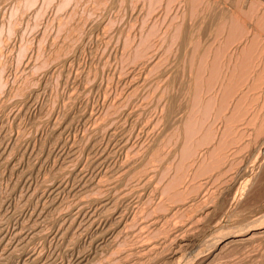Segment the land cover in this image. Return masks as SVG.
Masks as SVG:
<instances>
[{"label": "rangeland", "instance_id": "374dc122", "mask_svg": "<svg viewBox=\"0 0 264 264\" xmlns=\"http://www.w3.org/2000/svg\"><path fill=\"white\" fill-rule=\"evenodd\" d=\"M263 134L264 0H0V264H264Z\"/></svg>", "mask_w": 264, "mask_h": 264}, {"label": "bare ground", "instance_id": "6f19581e", "mask_svg": "<svg viewBox=\"0 0 264 264\" xmlns=\"http://www.w3.org/2000/svg\"><path fill=\"white\" fill-rule=\"evenodd\" d=\"M29 1V0H28ZM131 10V9H130ZM168 25V24H167ZM179 26V25H178ZM166 29V28H165ZM115 34V33H114ZM187 34V33H186ZM185 34V36H186V38H187V35ZM184 36V37H185ZM161 37V36H160ZM165 37V36H164ZM141 38V37H140ZM159 38V37H158ZM184 39V40H187V39ZM188 40H189V37H188ZM188 40L187 41H184L185 43L186 42H188ZM193 40V39H192ZM190 41V40H189ZM79 44V43H78ZM251 44V43H250ZM190 45V44H189ZM246 45V44H245ZM253 45V44H252ZM251 48V47H250ZM29 49V48H28ZM175 49V48H174ZM58 52V51H57ZM60 52H61V50H60ZM243 52V51H242ZM195 53V52H194ZM169 54V53H168ZM59 55V54H58ZM178 55V54H177ZM59 57V56H58ZM64 58V57H63ZM71 58V57H70ZM170 59V58H169ZM145 60V59H144ZM139 63V62H138ZM150 63V62H149ZM65 64V63H64ZM35 65V64H34ZM150 65V64H149ZM245 75V74H244ZM243 75V76H244ZM26 77V76H25ZM69 77V76H68ZM126 77V76H125ZM252 77V76H251ZM34 78V77H33ZM141 80V79H140ZM132 81V80H131ZM163 84V83H162ZM126 86V85H125ZM174 92V91H173ZM134 93V92H133ZM225 95V94H224ZM223 95V96H224ZM222 99V98H221ZM171 100V99H170ZM138 101H139V99H138ZM223 101V100H222ZM7 102V101H6ZM175 103V102H174ZM4 104V103H3ZM170 105V104H169ZM189 107V106H188ZM168 108V107H167ZM162 109V108H161ZM172 109V108H171ZM134 110V109H133ZM172 110H174V109H172ZM245 112V111H244ZM263 112V111H262ZM172 113V112H171ZM92 115V114H91ZM236 116V115H235ZM228 117V116H227ZM51 118V117H50ZM248 118V117H247ZM102 119V118H101ZM184 120V119H183ZM193 122V121H192ZM62 123V122H61ZM206 125V124H205ZM247 126V125H246ZM124 127V126H123ZM191 127V126H190ZM221 127V126H220ZM204 129V128H203ZM221 129V128H220ZM191 130V129H190ZM19 134V133H18ZM17 134V135H18ZM115 134V133H114ZM188 134V133H187ZM223 134V133H222ZM242 134V133H241ZM264 135V134H263ZM244 137V136H243ZM251 137V136H250ZM130 139V138H129ZM58 140V139H57ZM199 140V139H198ZM228 140V139H227ZM172 141V140H171ZM88 144V143H87ZM82 145V144H81ZM204 145V144H203ZM210 147V146H209ZM231 147V146H230ZM153 149V148H152ZM165 149V148H164ZM216 150V149H215ZM76 151V150H75ZM153 151V150H152ZM161 151V150H160ZM160 151L158 152V153H160ZM170 151V150H169ZM187 151V150H186ZM194 151V150H193ZM205 151V150H204ZM2 153V152H1ZM54 153V152H53ZM148 153V152H147ZM157 153V152H156ZM174 153V152H173ZM179 153V152H178ZM145 155V154H144ZM160 155V154H159ZM184 155V154H183ZM203 155V154H202ZM235 155V154H234ZM154 156H155V154H154ZM199 156V155H198ZM1 157V156H0ZM8 157V156H7ZM159 157V156H158ZM165 157V156H164ZM154 158H156V157H154ZM97 159V158H96ZM233 159V158H232ZM165 160V159H164ZM169 160V159H168ZM11 161V160H10ZM71 161V160H70ZM142 161V160H141ZM146 161V160H145ZM152 161H154V160H152ZM3 163V162H2ZM160 164V163H159ZM135 166V165H134ZM137 166H139V165H137ZM136 166V167H137ZM172 166V165H171ZM133 167V166H132ZM148 167V166H147ZM78 168V167H77ZM131 168V167H130ZM163 168V167H162ZM134 169V168H133ZM132 169V170H133ZM136 169V168H135ZM165 169V168H164ZM131 170V171H132ZM148 170V169H147ZM154 171V170H153ZM157 171H158V169H157ZM132 172H134V171H132ZM144 172V171H143ZM182 172H183V170H182ZM71 173V172H70ZM126 173V172H125ZM131 173V172H130ZM157 173V172H156ZM64 174V173H63ZM149 174V173H148ZM191 174V173H190ZM142 175V174H141ZM151 176V175H150ZM154 176V175H153ZM156 176V175H155ZM208 176V175H207ZM104 177V176H103ZM121 177H122V175H121ZM204 177V176H203ZM120 178V177H119ZM190 178V177H189ZM151 179V178H150ZM154 179V178H153ZM81 180V179H80ZM104 180V179H103ZM109 181V180H108ZM155 181V180H154ZM142 182V181H141ZM147 182V181H146ZM191 182V181H190ZM103 183V182H102ZM150 183H152V182H150ZM101 184V183H100ZM193 184V183H192ZM202 184V183H201ZM110 185V184H109ZM149 185V184H148ZM61 186V185H60ZM97 186V185H96ZM100 186V185H99ZM102 186V185H101ZM105 186V185H104ZM154 186H156V185H154ZM59 187V186H58ZM112 187V186H111ZM149 187V186H148ZM158 187V186H157ZM201 187V186H200ZM91 188H93V187H91ZM98 188V187H97ZM101 188V187H100ZM106 188V187H105ZM130 188V187H129ZM72 189V188H71ZM75 189V188H74ZM88 189V188H87ZM95 189H96V187H95ZM101 190V189H100ZM108 190V189H107ZM158 190V189H157ZM186 190H187V188H186ZM88 191V190H87ZM89 191H91V189L89 190ZM94 191V190H93ZM102 191H103V189H102ZM159 191V190H158ZM101 192V191H100ZM157 192V191H156ZM152 194V193H151ZM247 194V193H246ZM78 197V196H77ZM89 197V196H88ZM161 197H163V196H161ZM91 199V198H90ZM92 199H93V197H92ZM92 199H91V201H92ZM94 199H95V196H94ZM99 199V198H98ZM184 199V198H183ZM96 200H97V197H96ZM101 200V199H100ZM83 201V200H82ZM81 201V202H82ZM102 201V200H101ZM97 203H99V200H98V202ZM149 203V202H148ZM82 204H83V202H82ZM81 204V205H82ZM92 204V203H91ZM94 204V203H93ZM92 204V205H93ZM95 204H96V202H95ZM174 204V203H173ZM184 204V203H183ZM170 206V205H169ZM40 207V206H39ZM171 208V207H170ZM174 208V207H173ZM186 208V207H185ZM202 212V211H201ZM205 212V211H204ZM117 213V212H116ZM122 215V214H121ZM120 215V216H121ZM40 216V215H39ZM124 216V215H123ZM122 216V217H123ZM51 217V216H50ZM122 217H120V218H122ZM125 217V216H124ZM39 218V217H38ZM123 219V218H122ZM122 219L121 220H119L120 222H119V224L120 225H118V226H121L122 224H124L125 223V221H122ZM118 220V219H117ZM124 220V219H123ZM155 221V220H154ZM43 222V221H42ZM126 222H128V221H126ZM117 223V222H116ZM118 224V223H117ZM117 224H116V226H117ZM91 225V224H90ZM125 225V224H124ZM54 228V227H53ZM122 228H123V226H122ZM67 231V230H66ZM70 231V230H69ZM21 233V232H20ZM38 233V232H37ZM75 233V232H74ZM17 234V233H16ZM63 234V233H62ZM65 234V233H64ZM59 235V234H58ZM241 235V234H240ZM30 236V235H29ZM32 237V236H31ZM30 237V238H31ZM33 238V237H32ZM249 239V238H248ZM32 240V239H31ZM37 240V239H36ZM79 240V239H78ZM19 242V241H18ZM6 244V243H5ZM21 244V243H20ZM16 245H18V244H16ZM24 245V244H23ZM13 248H17V247H13ZM28 248V247H27ZM15 250V249H14ZM26 251V250H25ZM23 253V252H22ZM33 254V253H32ZM35 254V253H34ZM37 256H39V255H36V258H38ZM6 257V256H5ZM32 257V256H31ZM41 257V256H40ZM34 258H35V255H34ZM38 259H40V258H38ZM38 259H37V261H38ZM33 260H35V259H33ZM84 260V259H83ZM83 260H82V258H81V260L79 259V264H82L83 263ZM26 261V260H25ZM36 261V260H35ZM6 264V263H5Z\"/></svg>", "mask_w": 264, "mask_h": 264}]
</instances>
